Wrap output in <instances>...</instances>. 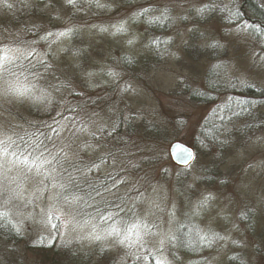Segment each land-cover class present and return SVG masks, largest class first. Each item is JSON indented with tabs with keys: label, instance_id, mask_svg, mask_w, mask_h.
I'll return each instance as SVG.
<instances>
[{
	"label": "rangeland",
	"instance_id": "rangeland-1",
	"mask_svg": "<svg viewBox=\"0 0 264 264\" xmlns=\"http://www.w3.org/2000/svg\"><path fill=\"white\" fill-rule=\"evenodd\" d=\"M239 2L0 0V71L18 55L44 66L23 85L0 82V216L19 236L0 237V264H45L38 247H58L57 264H264V46L235 31ZM33 5L39 15H26ZM71 97L81 110L53 149L97 156L95 173L131 194L130 224L113 234L76 227L46 154L7 150L41 119L33 100ZM174 141L192 149L186 166L169 159ZM185 221L205 251L177 247Z\"/></svg>",
	"mask_w": 264,
	"mask_h": 264
},
{
	"label": "trees",
	"instance_id": "trees-1",
	"mask_svg": "<svg viewBox=\"0 0 264 264\" xmlns=\"http://www.w3.org/2000/svg\"><path fill=\"white\" fill-rule=\"evenodd\" d=\"M238 12L243 13V21L240 22L248 21L250 24L246 28V32L264 46V3L260 0H240ZM25 13L37 16L39 10L33 5ZM26 15L22 14L21 18L24 19ZM36 59L35 54L26 57L24 55L16 56L3 66L0 71V82L21 85L30 82L36 75L35 73L44 70L42 61ZM43 91H40V99L35 98V102L43 100L47 95L46 91ZM245 93L250 97L258 96L251 89ZM77 101L73 97L67 99L63 104L52 100L47 103L46 107L43 105V108L39 110L33 104V100L31 111L38 114L41 119L32 124L27 123L22 131L13 133L14 141L10 142L7 150L13 151L14 148L16 153H28L30 159L36 154V157L46 154L49 160L46 170L51 169L55 189L58 192L57 200L69 205L76 227L83 226L85 222H91L92 226L95 228L98 226V229L104 233L113 234V228L118 224H122L123 228L130 224L133 209L131 194L119 191L120 186H113L114 181L118 178L116 173H95L91 166L95 165L97 156L92 162L86 163L78 159H62V152L57 155L53 149L58 144L56 134L61 123L66 119L71 120L70 115H75L81 110ZM0 237L10 241L19 238L5 216H0ZM175 240L177 247L188 254L205 251L207 246L211 245V242H205L206 238L199 236L196 227L188 221L177 227ZM55 248L50 251L38 247L36 252L42 253L41 260L45 264H57L63 252H59L58 247ZM43 253H48L49 256Z\"/></svg>",
	"mask_w": 264,
	"mask_h": 264
},
{
	"label": "water",
	"instance_id": "water-1",
	"mask_svg": "<svg viewBox=\"0 0 264 264\" xmlns=\"http://www.w3.org/2000/svg\"><path fill=\"white\" fill-rule=\"evenodd\" d=\"M171 162L178 166H185L192 160V149L178 141L172 142L167 148Z\"/></svg>",
	"mask_w": 264,
	"mask_h": 264
},
{
	"label": "snow or ice",
	"instance_id": "snow-or-ice-1",
	"mask_svg": "<svg viewBox=\"0 0 264 264\" xmlns=\"http://www.w3.org/2000/svg\"><path fill=\"white\" fill-rule=\"evenodd\" d=\"M205 7H207V5H205L204 7L200 8L199 11L201 13L204 12V9ZM236 16H237V19L236 20H233L232 23L236 25L235 27V31L237 33H239L241 31V27L243 26V28H247L250 26L249 22L248 21H244L242 24L240 23V21H243V13L241 12H237L236 13ZM256 27H259V25H256ZM214 46H220L218 44L214 45ZM225 143H227V141H225Z\"/></svg>",
	"mask_w": 264,
	"mask_h": 264
}]
</instances>
